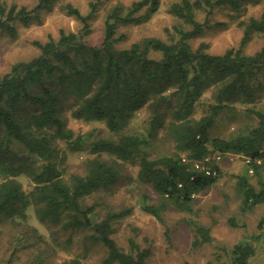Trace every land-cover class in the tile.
<instances>
[{
    "label": "trees",
    "instance_id": "16d2710c",
    "mask_svg": "<svg viewBox=\"0 0 264 264\" xmlns=\"http://www.w3.org/2000/svg\"><path fill=\"white\" fill-rule=\"evenodd\" d=\"M99 1L90 3L87 15L66 5L65 12L82 25L79 33L61 31L57 39L34 42L39 54L12 64L0 76V237L11 243L7 238L12 230L27 224L22 228L26 235L12 237V256L18 254L20 244L39 249L41 231L82 230L88 232L85 239L106 249L100 264H145L149 249H140L131 241L130 252H125L111 237L113 222L124 213H108L98 221L95 205L86 203L115 182L120 162L137 164L138 181L161 198L159 207H143L158 220L168 205L188 210L197 195L216 184L217 166L205 164L211 173L194 168L204 157L239 155L250 160L255 176L264 166V113L251 111L257 125L247 132L226 139L207 136L220 112L228 108L225 101L233 97L253 101L264 89V46L253 54L244 53L254 33L264 34V9L258 19L240 22L243 36L238 48L214 55L206 52L204 44L192 49L189 41L210 29L215 9L237 10L242 0L173 3L170 13L182 23L173 29L176 39L165 42L146 37L128 48L118 47L124 38L117 33L118 27L146 22L159 10L160 0H137L126 9L113 7L105 16L100 45L91 46L85 38ZM54 2L38 0L28 10L8 7L0 0V32L13 38L16 22L27 25ZM200 12L205 15L201 22L197 20ZM206 94L213 102L205 99ZM203 104L204 113L195 117L196 108ZM66 108L75 121L103 126L104 137L67 129ZM143 108L150 113L140 121L145 133L127 132L130 122L139 121L137 114ZM161 131L174 143V151L151 158L150 142ZM59 143L64 144V151L85 157L84 174L62 176L59 164L66 153L61 154ZM255 160H262L261 166ZM237 191L242 213L264 204V184L257 190L249 183L248 172L237 178ZM263 224L264 219L258 228ZM195 233L201 240L195 236L194 246L211 242L207 228L195 225ZM63 264L82 263L70 259ZM227 264L264 261L257 262L253 244L242 241L230 250Z\"/></svg>",
    "mask_w": 264,
    "mask_h": 264
},
{
    "label": "rangeland",
    "instance_id": "374dc122",
    "mask_svg": "<svg viewBox=\"0 0 264 264\" xmlns=\"http://www.w3.org/2000/svg\"><path fill=\"white\" fill-rule=\"evenodd\" d=\"M6 6L15 5L30 10L38 0H2ZM98 0H55L49 11H42L27 25L16 22V36L9 37L0 32V76L6 73L16 62L28 61L39 54L34 42L44 43L49 37L57 39L61 31L79 33L81 23L65 12V6L71 5L82 15L90 11V3ZM137 0H100L95 15L90 21L91 32L85 41L91 46L100 45L103 37L104 19L108 11L115 6L128 8ZM182 0H160V8L149 20L142 24L119 26L117 33L124 35L119 48H128L132 43L146 37H154L169 42L176 39L173 29L182 26L170 13V6ZM193 1V0H191ZM264 9V0H242L237 10L228 7L217 8L210 17V29L189 41L192 49L199 45L206 46V52L214 55L223 54L230 48H238L243 36L241 21L248 18H259ZM204 13L197 14V20H204ZM188 29V27H184ZM264 46V34L254 33L244 47V53L253 54ZM207 95V94H206ZM210 95L205 96L207 97ZM213 102L212 99L207 100ZM228 108L220 112L212 127L208 130V138L226 139L256 127L257 118L251 112L264 113V89L255 94L253 101L242 97H233L224 102ZM137 114L139 121L129 123L127 132L145 133L144 123L140 121L149 117V111ZM205 111L204 104L196 108L195 117ZM251 112V113H250ZM66 128L76 133L93 131L94 136L104 137L103 126H93L70 117V109L63 111ZM147 125V121H146ZM146 129V128H145ZM61 154L66 153L60 168L62 176L67 179L71 174H84V156L68 153L63 143H59ZM174 151V143L158 132L151 140L149 152L151 158L168 155ZM211 165L220 169V177L209 190L197 195L188 210H178L168 205L160 212L161 220L143 210L145 206L159 207L162 203L159 195L150 186L141 184L137 179L138 165L131 162H120V171L115 182L107 189L94 193L86 201L95 205V220H102L108 213L123 212L112 224V239L118 247L130 252V242L140 249H149L145 264H227L230 250L239 242L247 241L255 247L257 262L264 261V204L257 205L251 211H240L241 195L237 191V178L248 172V181L257 190L264 184V166L259 176L252 173V168L239 155L229 154L216 160L209 158ZM264 165V164H263ZM261 166V165H260ZM24 188L30 186L24 182ZM145 197V198H143ZM232 220V222L230 221ZM195 225L209 230L211 242L193 245ZM18 226L7 238L0 237V264H63L70 259H78L82 264H100L106 257V249L99 243L85 239L88 232L82 230L63 231L56 229L55 234L41 231L38 239L39 249H26V244L18 245L19 252L12 256L13 236L26 235L23 227ZM197 237V236H196ZM200 241L201 239L197 237ZM29 244V241H28ZM28 248V246H27Z\"/></svg>",
    "mask_w": 264,
    "mask_h": 264
},
{
    "label": "built area",
    "instance_id": "2783aa9c",
    "mask_svg": "<svg viewBox=\"0 0 264 264\" xmlns=\"http://www.w3.org/2000/svg\"><path fill=\"white\" fill-rule=\"evenodd\" d=\"M209 158H210V156L204 157L201 162L195 163L194 168L195 169H200L201 171H204L206 173H211V171L205 165L207 162H209ZM214 158L216 160H219L220 156L216 155V157H214ZM245 162L250 163V160L247 159V160H245ZM254 162L256 163V165H261L262 164V160H255Z\"/></svg>",
    "mask_w": 264,
    "mask_h": 264
}]
</instances>
